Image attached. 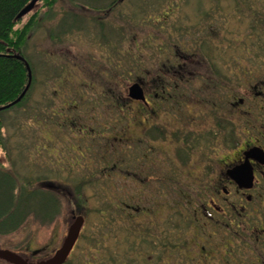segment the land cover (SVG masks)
Wrapping results in <instances>:
<instances>
[{"label": "rangeland", "instance_id": "rangeland-1", "mask_svg": "<svg viewBox=\"0 0 264 264\" xmlns=\"http://www.w3.org/2000/svg\"><path fill=\"white\" fill-rule=\"evenodd\" d=\"M47 1L15 27L36 22L22 48L35 82L21 106L1 111L0 171L34 185L52 180L62 206L48 222L31 216L0 235V248L25 252L33 262L48 258L81 215L82 234L67 264H243L241 257L264 264V196L245 202V233L235 240L219 215L192 216L199 197L219 194L214 180L233 157L228 135L242 144L264 132V25L252 28L255 16L264 19V0H117L105 11L112 0H52L50 10ZM214 71L227 92L207 82ZM159 75L168 89L183 76L175 82L181 90L163 102L182 100L181 113L198 114L203 152L141 157L150 149L147 111L141 101L120 104L138 79L158 94L150 104L160 103ZM115 106L131 109L118 120ZM164 117L157 111L151 123ZM153 146L158 155L173 151L167 140ZM227 186V201L239 209L246 191ZM77 188L79 210L71 194ZM254 228L259 244L245 245Z\"/></svg>", "mask_w": 264, "mask_h": 264}, {"label": "flooded vegetation", "instance_id": "flooded-vegetation-1", "mask_svg": "<svg viewBox=\"0 0 264 264\" xmlns=\"http://www.w3.org/2000/svg\"><path fill=\"white\" fill-rule=\"evenodd\" d=\"M117 0H112V2H107L105 5H103V7H101L102 9L104 8L103 11H105L106 9H110L111 7H113V4L116 3ZM48 7L47 9H49L51 7V4H46ZM109 7V8H107ZM34 8V7H33ZM50 10V9H49ZM36 14V13H34ZM94 20H96L97 18H93ZM100 19H97L96 21H99ZM263 23L264 25V19H262L260 16H255L253 19V23H252V28L253 27H258L257 23ZM264 36V35H263ZM104 37V36H103ZM109 40V39H108ZM264 42V41H263ZM216 72L218 71H214L212 72V74H209V80L207 82L210 83V85L212 86H217L219 88H221L223 91L225 90L226 92L230 89V86L226 85L225 82H223L221 85L220 83H217L214 81V79L216 78H220V77H216ZM220 73V72H219ZM214 74V76H213ZM221 74V73H220ZM159 78H157L158 80L164 79L163 76L159 75ZM183 76L178 77L176 81L181 80ZM208 79V78H206ZM166 80V79H164ZM184 80V79H183ZM217 80V79H216ZM214 81V83H213ZM135 83H139V85L141 86V89L143 90L144 93V100H136L133 99L129 96V92L127 94L126 98H123L121 100V105L125 104L122 102H143L144 105L141 106V108L145 111H147V122H148V132H149V143H150V149H147L145 151V153H142L141 157H151V152L154 151V155L153 156H163V155H173V154H184V153H194V152H203L202 150H200L198 148V135L200 134V130L198 128V114L195 115H190L189 113L186 112H180L182 110V107L186 104L184 101H180L178 98V101L175 103H165L164 100V96L167 95L168 97H173V91L174 94L176 93V91H180L181 88L176 87L175 89H168L167 87H165V91L162 95H160V101L163 103L160 104H150V100H149V96L151 97L150 93L145 90L144 88V84H143V80L142 79H138L136 80ZM174 83V81H173ZM130 86V85H129ZM128 86V87H129ZM257 96V99H259V101L261 102L263 99V95H261V92L256 91L255 92ZM109 99H111V101H113V96L112 93L108 94ZM152 96H156V95H152ZM105 99L106 97L103 96ZM238 103H243V99L242 98H238L237 99ZM115 101V100H114ZM237 102H235L233 104V106H235V104H237ZM128 103V102H126ZM113 104V103H112ZM231 105V103H229ZM114 106V104H113ZM232 106V105H231ZM140 107V106H139ZM263 107V106H262ZM131 108L129 107V109L127 108H122V107H118L115 106V109H111V111H116V117L118 119V115L119 112L126 110L125 112L129 111ZM163 110L165 112V116L164 119L162 120L161 123H157V122H153L151 123V119L153 118V113H157V111H161ZM128 113V112H127ZM126 115V113H123ZM176 117V118H175ZM260 117V122L263 121L264 117L261 115ZM167 118H171L172 120ZM175 118V119H174ZM225 118V117H224ZM119 120V119H118ZM249 122L247 117L246 119H244V122ZM177 122V125H176ZM151 123V125H149ZM261 127H264V124H260ZM260 127V129H262ZM114 131V130H113ZM257 131V130H256ZM97 133V132H94ZM162 140H167V142L172 144V149L173 151L171 152H162L161 155H158V153L155 152V147L153 146L154 142H162ZM232 144H233V157L229 160V162L227 163L226 167L227 169L223 172H221L220 175L223 174V176H218L217 179L214 180L215 185L213 186V189L215 190V192H217L218 195H202L203 197H199V203L197 202V207L195 208L194 212L192 213L193 219L194 217L197 218L199 217V215L203 218H208V216L211 217H215V216H220L221 218V223L220 225H222V227H224V229L230 231L233 233V235L231 238H234V240L238 237H242V234L245 233V226L243 228H241V232H240V225L241 223L246 224V220L244 219V216L247 214L245 213V205L247 203H250L253 200H260L263 196H264V132H262L261 130H258V137H255V141L251 142L249 139L244 140V142H242V144L240 143L239 139H233L232 140ZM254 149H259L260 153L257 155L256 153L251 152ZM251 152V155L247 153ZM255 154V155H254ZM99 156H101V158H103L102 155L99 154ZM140 157V158H141ZM105 159V157H104ZM249 161L250 166H251V170L253 172V185L251 187L248 188H243V187H238L237 182H235L233 180V178L228 174V170L231 169H237L240 165H242L246 160ZM103 160V159H102ZM64 162V161H63ZM62 162V163H63ZM209 169L213 170V167H209ZM226 186H225V185ZM231 185L233 187V189H235L236 191L242 190V191H246L244 192V196L242 195L241 198L242 201H239L238 204V208L236 209V204L232 201H227L228 197L231 196V190L227 185ZM252 190L253 192H255V194L250 193L249 191ZM203 194V192H202ZM208 198V200H207ZM198 199V198H197ZM226 202V203H224ZM79 210V208H78ZM244 211V212H243ZM79 212L76 211V209L72 212V216L75 217V215H77ZM178 216H181V213L178 214ZM226 219L229 220V222H226ZM82 228V227H81ZM80 228V233L78 235V238H80L82 231ZM262 230H264V228H262ZM261 230V231H262ZM257 229L255 230L252 229L251 231L246 232L247 234L244 235L248 237L249 241L246 243L244 241L245 245L249 244H259L258 242V237L257 236ZM67 234V233H66ZM256 234V235H255ZM100 236V235H99ZM77 238V239H78ZM77 239L75 241V244L73 245L69 256L67 257V259L62 263V264H67L68 259L70 258L72 251L74 250L76 244H77ZM244 239V238H243ZM260 241V240H259ZM227 245H225L226 247H228L229 249V242H226ZM203 249H206L203 248ZM19 253L25 255V257H27L28 259H35L32 256H27L26 253H22L20 251H18ZM17 252V253H18ZM34 252V250L32 251ZM35 254V252H34ZM232 260L235 263L238 260V256L233 252L232 253ZM243 264L246 263L245 260L242 259Z\"/></svg>", "mask_w": 264, "mask_h": 264}, {"label": "trees", "instance_id": "trees-1", "mask_svg": "<svg viewBox=\"0 0 264 264\" xmlns=\"http://www.w3.org/2000/svg\"><path fill=\"white\" fill-rule=\"evenodd\" d=\"M29 1L0 0V107L11 103V101L19 97L28 81L25 63L19 60L16 55H22L25 58L32 74L31 85L22 100L12 104L9 108L1 109L0 114L1 111L21 106L27 100L28 94L34 86L33 66L22 52V48L25 44V37L30 33V29L36 22L32 17L22 28H15L19 22V19H16L18 13ZM52 2V0H49L47 4L49 5ZM215 76L223 77L219 72H216ZM171 84L172 89L178 87L175 82H171ZM165 87H168L166 80H159L157 89L160 90V94L166 91ZM155 95L158 94L156 93ZM157 97L159 98V96ZM118 107L120 108V106ZM227 123L228 121L225 119L224 125ZM224 125L219 124V127ZM146 132L147 137H149L148 129ZM233 139L231 135H228L227 140ZM37 182L38 184L34 185L31 179L20 180L16 174L0 171V235L16 231L31 216L39 218L38 220L43 223L57 217L62 206L59 196L63 194H61L60 190L52 188L53 181L50 179L43 177L38 179ZM80 192V189L77 190L76 194L71 192L73 199L77 201L76 207L78 208L83 200Z\"/></svg>", "mask_w": 264, "mask_h": 264}, {"label": "water", "instance_id": "water-1", "mask_svg": "<svg viewBox=\"0 0 264 264\" xmlns=\"http://www.w3.org/2000/svg\"><path fill=\"white\" fill-rule=\"evenodd\" d=\"M38 2V0H30L26 6H24L21 11L18 13L16 19L18 20L23 15L27 14L30 9L34 7V5ZM19 60H22L25 63L27 74H28V81L26 83L25 88L19 94L15 100L11 101V103L3 105L0 107L1 109L9 108L12 104H16L22 100L24 94L30 87L31 82V70L30 66L25 60L22 55H16ZM129 96L136 100H144V93L141 89L139 83H134L128 87ZM251 152L256 153L257 155L260 153V150L254 149ZM251 152L248 154L251 155ZM255 155V154H254ZM246 160V159H245ZM228 174L233 178L235 182H237L238 187L248 188L253 185V172L251 170V166L248 160H246L242 165H240L237 169H231L227 171ZM84 220L83 217L77 216L73 223L70 224L67 230V234L62 240V244L60 247L48 258L40 259L37 262L30 261L25 255L21 253H17L11 249H3L0 248V259L8 262L10 264H62L70 254V251L75 244L76 239L80 233V228L83 224Z\"/></svg>", "mask_w": 264, "mask_h": 264}]
</instances>
